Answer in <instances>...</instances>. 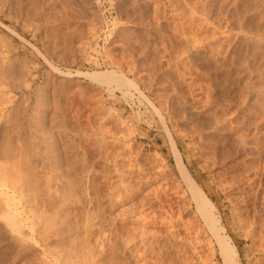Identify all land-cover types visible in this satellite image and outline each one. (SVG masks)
Returning <instances> with one entry per match:
<instances>
[{
  "label": "rangeland",
  "instance_id": "374dc122",
  "mask_svg": "<svg viewBox=\"0 0 264 264\" xmlns=\"http://www.w3.org/2000/svg\"><path fill=\"white\" fill-rule=\"evenodd\" d=\"M262 26L264 0H0V164L3 161L4 169L7 166L9 174L13 173L10 177L18 173L19 177H14L20 180L15 185H21V181L26 185H21V196L11 192L13 177L4 181L6 186L0 184V199L4 202V192L9 193L11 209L20 221L19 227L12 229L0 214V264H71L78 259L75 255L67 259L73 249H78L83 264H106L103 257L107 253H100L97 244L101 217L107 236L105 248L113 242L111 230L117 232V243L124 246L127 229L136 233L135 227L159 228L151 224L143 227L140 212L145 210L150 220L157 214L153 216L156 221H166V212L157 206L140 211V197L126 194L120 185V173L127 190L130 184L146 179L151 186L164 185L165 192L160 193L163 206L180 221L176 226L180 254L187 251L188 256H184H190L193 264H223L217 246L211 248L213 237L202 226L194 203L191 205L185 186H181L170 136L198 182L209 191L247 264L245 253L251 240L233 221L241 207L245 211L247 197L241 191L242 183L230 180L234 171L228 161L217 159L223 149L221 133L233 134V138L247 131L251 141L256 138L258 142L251 143L256 150L248 156L258 167L264 165ZM234 61L240 65L235 67ZM229 68L233 70L225 73ZM105 69L122 73L139 90L129 85L130 91L125 94L126 86L120 88L115 82L107 85L86 74ZM245 95L247 99L243 100ZM251 106L258 112L253 113ZM222 111L221 125L217 115ZM236 114L240 115L234 119ZM218 125L223 126L221 130ZM56 147L61 153L54 151ZM4 149L12 157L1 155ZM56 152L65 161L63 168L52 165L60 159ZM82 172L93 175L96 186L95 192L86 184L88 189L84 191L91 199L88 207L82 203V190L77 185ZM260 194L259 207L264 206V189ZM149 199L154 200L152 195ZM262 206L259 209L264 213ZM120 211H124L123 216H118ZM116 223L120 225L115 228ZM160 230L162 242L167 224ZM140 239L136 234L127 246L135 243L143 249ZM195 244L196 252L192 250ZM89 251L95 252L92 262L83 258ZM124 251L127 255L128 250ZM179 252L176 248L172 255L178 258Z\"/></svg>",
  "mask_w": 264,
  "mask_h": 264
},
{
  "label": "bare ground",
  "instance_id": "6f19581e",
  "mask_svg": "<svg viewBox=\"0 0 264 264\" xmlns=\"http://www.w3.org/2000/svg\"><path fill=\"white\" fill-rule=\"evenodd\" d=\"M172 1V0H170ZM229 3V2H228ZM253 4V3H252ZM226 5V4H225ZM256 5V4H255ZM221 7V6H219ZM256 7V6H255ZM244 8V7H243ZM262 12V11H261ZM225 13V12H224ZM199 14V13H198ZM262 15V14H261ZM248 16V15H247ZM262 19V18H261ZM198 20V19H197ZM196 20V21H197ZM259 20V19H258ZM236 21V20H235ZM198 23V22H197ZM245 24V23H244ZM252 25V24H251ZM258 25V24H257ZM261 25V24H260ZM225 26V25H224ZM249 26V25H248ZM229 27V26H228ZM264 27V26H262ZM238 29V28H237ZM227 30V29H226ZM241 30V29H240ZM253 30V28H252ZM236 32V30H235ZM229 33V32H228ZM227 33V34H228ZM238 33V32H236ZM249 33V32H248ZM225 34V33H224ZM235 35V34H234ZM248 36V35H247ZM228 38V37H227ZM243 40V39H242ZM254 40V39H253ZM218 41V40H217ZM221 43V42H220ZM230 44V43H229ZM251 46V45H250ZM218 50V49H217ZM236 50V49H235ZM246 50V49H244ZM219 52V51H217ZM244 52V51H243ZM242 52V54H243ZM250 52V51H249ZM221 53V52H220ZM233 54V53H232ZM241 54V55H242ZM218 55V54H217ZM234 55V54H233ZM220 56V55H219ZM235 56V55H234ZM242 57V56H241ZM240 57V58H241ZM234 58V57H233ZM245 58V56H244ZM237 59V58H236ZM239 59V58H238ZM235 60V59H234ZM218 61V60H217ZM225 61V60H224ZM227 61H228V58H227ZM221 64L223 62L219 61ZM241 62V61H240ZM218 63V62H217ZM219 63V64H220ZM224 63H227L226 61ZM233 63V62H232ZM231 63V64H232ZM235 63V61H234ZM237 63V61H236ZM233 64L235 65H240V64ZM264 63V62H262ZM220 64V65H221ZM228 64V63H227ZM249 64V63H248ZM247 64V65H248ZM246 65V66H247ZM254 65V64H252ZM218 66V64H217ZM224 65H221V67H223ZM230 66V64H229ZM251 66V65H250ZM257 66V65H256ZM254 66V67H256ZM226 67V66H225ZM238 67V66H237ZM245 67V66H244ZM243 67V68H244ZM249 67V66H248ZM252 67V66H251ZM253 67V68H254ZM189 68V67H188ZM227 68V67H226ZM250 68V67H249ZM249 68H246V69H249ZM257 68V67H256ZM259 68V67H258ZM2 70V68H0ZM57 69V68H56ZM218 69V67H217ZM224 69V68H223ZM227 70V69H225ZM233 69L229 68V71H225L226 72H230L232 71ZM245 70V69H244ZM251 73H252V70H250ZM58 72V71H57ZM220 72V71H219ZM247 72V70H246ZM245 71L242 73H246ZM264 72V71H262ZM60 73V72H59ZM86 73V72H84ZM249 72H247L248 74ZM250 73V74H251ZM65 74V73H64ZM90 78L94 79V80H97L99 82H104V83H107V85H109L110 83L112 82H115L117 86H126V91H125V94L129 93L130 91V87L134 86V88L136 90H139L138 87L134 84L133 81L129 80V78L125 77L122 73L119 74L117 73L115 70H110V69H105V70H100V71H93V72H87L86 73ZM230 74V73H229ZM228 74V75H229ZM232 74V73H231ZM75 75V74H74ZM241 75V74H240ZM232 76V75H231ZM234 76H237V75H234ZM249 76V74H248ZM230 77V76H229ZM241 77V76H239ZM238 77V80H240L241 78ZM223 78V77H222ZM235 78V77H234ZM232 78V79H234ZM246 78H249L246 76ZM250 79V78H249ZM221 80V79H220ZM236 81H238L237 79H234ZM246 80V79H245ZM235 81V82H236ZM234 82V83H235ZM240 82V81H238ZM114 83V84H115ZM239 84V83H238ZM115 85V86H116ZM130 85V87H129ZM227 85V84H226ZM234 85V84H232ZM237 83H235L234 86H236ZM264 85V84H262ZM234 86H230L234 88ZM223 87V85L221 86ZM219 87L221 90L222 88ZM225 87V86H224ZM226 88H229V87H226ZM225 88V89H226ZM232 88V89H233ZM224 89V90H225ZM231 89V90H232ZM111 90V89H110ZM220 90V91H221ZM227 90H230V89H227ZM226 90V91H227ZM248 90H251L248 88ZM254 90V89H253ZM262 90V88H261ZM225 91V92H226ZM233 91V90H232ZM256 91V90H255ZM222 92V91H221ZM224 92V91H223ZM225 92L223 93L225 95ZM249 92V91H248ZM262 93V91H260ZM230 93V91L228 92ZM244 93V92H243ZM250 93H253L250 91ZM257 93V92H256ZM242 94V93H241ZM264 94V93H262ZM227 96V95H226ZM229 96V95H228ZM232 96V95H231ZM244 96V95H243ZM242 96V99L244 100V98L247 99L246 96L248 95H245V97ZM235 98V97H234ZM255 98V97H254ZM228 99V98H227ZM230 99V98H229ZM233 100V97L231 98ZM241 99V100H242ZM257 99V98H256ZM259 99V98H258ZM239 100V99H238ZM224 101V100H223ZM227 102H230L227 101ZM260 102V100H259ZM242 103V101H241ZM2 104V103H1ZM222 105L224 103H221ZM231 104V103H230ZM232 104H234L232 102ZM244 104V102H243ZM3 105V104H2ZM236 105V104H235ZM247 105V104H246ZM226 107V106H225ZM230 107V106H229ZM233 107V105H232ZM252 109V112L255 113V112H258L256 111L255 107L253 108V106H251ZM259 108V107H258ZM257 108V109H258ZM224 109V108H223ZM231 109V108H230ZM234 110V109H233ZM243 110V109H241ZM260 110H261V107H260ZM1 111V110H0ZM262 111V110H261ZM259 111L261 114L262 112ZM225 111H222L220 112L218 115H217V123L218 124H221V123H224V122H221L222 121V117L223 115L225 114L224 113ZM228 112V111H226ZM233 112V111H232ZM239 112V111H238ZM237 112V113H238ZM251 112V111H250ZM244 113V112H243ZM259 113V114H260ZM246 114V113H245ZM244 114V116H245ZM249 114H252V113H249ZM248 114V115H249ZM228 115V114H227ZM230 115V114H229ZM240 114H236L234 119H236L237 117H239ZM242 115V114H241ZM253 115V114H252ZM234 116V115H233ZM255 116V114H254ZM24 117V116H23ZM225 118V116H224ZM251 118V117H250ZM261 118H264V115H262ZM17 119V118H16ZM15 119V120H16ZM19 119V118H18ZM230 119H233V117ZM229 119V122H232V120L230 121ZM246 119V118H245ZM256 119V118H255ZM22 120V119H21ZM20 120V121H21ZM240 120V119H238ZM244 120V119H243ZM262 120V119H261ZM224 121V120H223ZM228 121V120H226ZM234 121V120H233ZM236 121V120H235ZM8 122V121H7ZM6 123V122H5ZM9 123V122H8ZM240 123V122H239ZM243 123V122H242ZM247 123V122H246ZM10 124V123H9ZM19 124V123H18ZM241 124V123H240ZM248 124V123H247ZM250 124V123H249ZM16 125V123H15ZM222 125V124H221ZM221 125H218V130H221L223 126ZM236 126L239 125V124H235ZM242 125V124H241ZM14 126V125H13ZM23 126H24V123H23ZM235 126V127H236ZM256 126V125H255ZM258 126V125H257ZM6 127V126H5ZM22 127V126H20ZM237 127H242V126H237ZM236 127V128H237ZM247 127V126H246ZM254 127V125H253ZM216 128V127H215ZM19 129V128H18ZM233 131L236 130L235 128H231ZM240 129V128H239ZM239 129H237L239 131ZM6 130V129H5ZM4 130V131H5ZM17 130V129H16ZM41 130V129H40ZM47 130V129H46ZM241 130V129H240ZM242 131V130H241ZM239 131V132H241ZM257 131V130H256ZM259 131V129H258ZM13 132V131H12ZM11 132V133H12ZM16 132H19V131H16ZM42 133V131H40ZM50 132V130H49ZM168 132V131H167ZM170 132V131H169ZM169 132H168V135H169ZM230 132V131H228ZM237 132V131H236ZM243 133L237 134L236 137L233 136V138L229 135V134H224V133H221L222 136L224 137L223 139V144H222V147L223 149H220L222 151H220L219 153V156L218 157L219 159H217V161L219 162H225L226 160V163L228 161V163L230 164L229 166H231L232 170L234 171L232 175V178L230 177V180L232 179L234 181H236L235 183H242L240 186H241V191L243 190L244 191V194L245 196L244 197H247V199L243 202L244 206L245 207V211L243 210V208L241 207L240 210L236 213L233 221L235 223V225H237L241 230L244 231L245 233V237H247L249 240H251V243L248 247V250L246 251L245 253V256L247 258V264H264V217H262V220L259 219V217L261 215H264V213H261L260 212V206L257 205V202H258V199H260V193L262 191V189H264V187H262V184H264V182H262V180H264V165H261L260 167H258V163L256 164L254 161L255 159H251L250 156H248V154L250 155L251 152H253V147L252 145H257V141H256V138H254V141L252 140L251 141V138L248 137V133L247 131H245V134L244 131H242ZM10 133V132H9ZM14 133V132H13ZM46 133V132H45ZM216 133V132H215ZM256 133V132H255ZM260 133V132H259ZM18 134V133H16ZM23 134V132H22ZM253 134V133H252ZM257 134V133H256ZM10 136V134H9ZM8 136V137H9ZM19 136V135H18ZM24 136V135H23ZM214 136V135H213ZM252 137V135H251ZM255 137V136H254ZM258 138V137H257ZM11 139V138H10ZM9 139V140H10ZM19 139H21L19 137ZM170 139H171V147H172V152H173V155H174V160H175V167H176V170H177V173L179 174V180L181 182V186H185L183 189H184V192H187V195H189V200H190V203L192 205V203H194L195 205V211H197V213L199 214V217L201 218V221H202V226L205 225V227L207 228V231L210 232V235L213 237L214 239V247L211 246L212 249L215 248V245L217 246L216 249L217 252H219V255L221 256L222 258V263L223 264H244L243 263V258L241 257V254H240V251H239V248L237 247L234 239L231 237V235L228 233V230L223 222V217L222 215L219 213L215 203L213 202L211 196H210V193L209 191H207L197 180V178L194 176L192 170L190 169V164L189 162H187L185 159H183L182 157V154H181V151L180 149L178 148V146L176 145L174 139L170 136ZM3 140V139H2ZM8 140V138H7ZM17 140V138H16ZM259 140V138L257 139ZM4 141V140H3ZM13 141V140H12ZM31 141V140H30ZM53 140H51L52 142ZM261 141V140H260ZM1 142V141H0ZM11 142V141H10ZM15 142V141H14ZM23 142V141H22ZM5 143V142H4ZM9 143V142H8ZM31 143V142H30ZM53 143V142H52ZM252 143V145H251ZM254 143V144H253ZM11 144V143H10ZM17 144V143H16ZM56 144V143H55ZM216 144V143H215ZM9 145V144H8ZM20 145V144H19ZM51 145V144H49ZM251 145V146H250ZM260 145V144H258ZM34 146V145H33ZM53 146V145H52ZM51 146V147H52ZM218 146V145H217ZM221 146V145H220ZM261 146V145H260ZM260 146H256V147H260ZM7 147V146H6ZM17 147V145H16ZM219 147V146H218ZM222 147H219V148H222ZM5 148V147H4ZM19 148V147H18ZM49 148V147H48ZM3 149V148H2ZM52 149V148H51ZM55 150L54 151H58L57 147L54 148ZM63 150V149H62ZM256 150V149H255ZM5 151V149H4ZM9 151V150H8ZM16 151V150H15ZM14 151V152H15ZM21 151V150H19ZM60 151V150H59ZM58 151V152H59ZM65 152V150H63ZM1 152V151H0ZM3 152V151H2ZM12 152H13V149H12ZM18 152V151H17ZM16 153V152H15ZM54 152H52L53 154ZM61 153V152H59ZM255 153V152H254ZM11 154V152H10ZM6 151L4 152V154H1L7 158H9V155ZM18 154V153H16ZM51 154V155H52ZM57 156L59 155L57 152H56ZM212 154V153H210ZM14 155V154H13ZM20 155V154H19ZM61 155V154H60ZM64 155V154H63ZM215 155V154H214ZM254 155V154H253ZM11 156V155H10ZM56 156V157H57ZM239 156H241V158L239 159ZM259 156V155H258ZM12 157V156H11ZM17 157V156H16ZM19 157V156H18ZM17 157V159H18ZM55 157V155H54ZM59 157V156H58ZM216 157V155H215ZM4 158V157H3ZM13 158H15V155L13 156ZM22 158V157H21ZM20 158V159H21ZM24 158V157H23ZM60 158V157H59ZM256 158V157H255ZM25 159V158H24ZM5 160V158L3 159ZM10 160V159H9ZM58 160V162H54V163H57V165L55 166L54 164H52L54 167H57L58 165H62V168L64 167L65 165V161L63 162V158H60V159H56V161ZM257 160V158H256ZM259 160V159H258ZM257 160V161H258ZM31 162V160H28ZM48 161V160H47ZM50 161V160H49ZM71 161V159H70ZM260 161V160H259ZM3 162V161H2ZM2 162L0 164V184L2 186H6L4 184H6V182L8 181H11V180H6V179H12L14 180L16 177L15 174H17L16 176H18V173L14 171V176H11L10 175H13V173L9 174V172L7 171V166L3 163L4 166H6V170L4 169V167L2 166ZM10 162V161H9ZM21 162V161H20ZM53 162V161H52ZM83 162V161H82ZM80 162V163H82ZM13 163V162H11ZM15 163V162H14ZM17 163V162H16ZM24 163V162H23ZM29 163V162H27ZM25 164V165H29V164ZM67 163V162H66ZM78 163V162H77ZM200 163V162H199ZM227 163V164H228ZM232 163V164H231ZM262 163V162H261ZM18 164V163H17ZM15 164V167L16 165ZM48 164V163H47ZM50 164V163H49ZM64 164V165H63ZM70 164V163H68ZM75 164V163H74ZM73 164V165H74ZM85 164V163H84ZM256 164V165H255ZM51 165V166H52ZM200 165V164H199ZM8 166H11L13 167V165L9 164ZM23 166V165H21ZM32 166V164H31ZM44 166V165H43ZM50 166V165H49ZM52 166V167H53ZM70 167V165H68ZM68 166H66V169L69 168ZM10 167V168H11ZM19 167V165H18ZM18 167H16L17 169H19ZM27 167V166H26ZM30 167V166H29ZM33 167V166H32ZM59 167V166H58ZM9 168V167H8ZM9 168V169H10ZM15 168V169H16ZM22 168V167H21ZM37 168V167H36ZM8 169V170H9ZM12 169V168H11ZM28 169V167H27ZM65 169V168H64ZM65 169V170H66ZM75 169V168H74ZM81 169V168H80ZM90 169V168H89ZM23 170V169H22ZM20 170V171H22ZM51 170V168H50ZM70 170H73L72 168H70ZM68 170V172L70 171ZM18 171V170H17ZM82 171V170H81ZM86 171H89L90 170H86ZM92 171V170H91ZM19 172V171H18ZM26 172V171H25ZM31 172V171H30ZM55 172V171H54ZM71 172V171H70ZM77 171H75L76 173ZM95 172V171H94ZM21 174H24L23 172H20ZM31 173H34L35 172H31ZM51 173V172H50ZM53 173V172H52ZM62 173V172H61ZM232 173V172H231ZM67 174V173H66ZM78 174V173H77ZM81 174V173H80ZM121 174V177H120V185L124 186L125 188V191H126V194L129 195V196H138L140 198H138V202H139V207H140V211H143L144 209H150V208H153L155 206L157 207H160V211H165L166 212V216H165V219L166 221H164V219L161 218L162 215H158L160 219V221H156L154 219H156V215L157 214H153V216L155 217H151L152 219L150 220L146 215H144L145 213V210H144V213L140 212L141 216H142V221H143V227L144 226H147V224H151L153 225V227H156L158 226L159 228H156V229H149V230H146L142 227H135L134 230L136 231L133 232L132 230L130 229H127V234L126 236L123 238L124 242H125V245L122 246L119 245L117 243V232L114 230V233L112 232L113 230H111L110 232V238L113 239V242H111L107 248H105V238L107 237L106 234H105V227H104V218L101 217V222H100V225H101V233H100V240H99V243L97 242V244H99V252L100 253H103V252H106L107 254L104 255V259H105V263L106 264H121V260H124V264H131V261H134V264H193V262H191V260L189 259V257H185V256H188L186 255L187 251L186 252H182V254H180L179 252V249H178V244H177V241H178V238L179 236L177 235V232H176V226L178 225V219L176 217H174V214L172 215V212H170L169 208H166L165 210V207L163 206V200L161 198V195L160 193L162 194V191L165 192V187L164 185H158L157 186H151V181L146 179V180H141V181H138V182H134L133 184H130V189L127 190L126 186L124 185V180H125V177L123 176V173H120ZM118 174V175H120ZM171 174V173H170ZM20 175V174H19ZM25 175L27 176V178L29 179V176L27 175V172L25 173ZM33 175V174H32ZM56 175V174H55ZM58 175V174H57ZM79 175V174H78ZM23 177V175H20ZM19 177V176H18ZM33 177V176H32ZM36 177V176H35ZM53 177V176H51ZM50 177V178H51ZM49 178V177H48ZM19 179V178H18ZM18 179H15V181H12L9 183L10 185V189H11V192L12 194L15 195V192H18L19 195H23L22 194V191H23V188L22 186L24 185L21 181V185L17 186L15 185L16 182L18 181ZM24 179V178H23ZM55 179V178H54ZM76 179V178H75ZM6 180V182H4ZM20 180V179H19ZM50 180V179H49ZM60 180V179H59ZM229 180V181H230ZM241 180L243 182H241ZM35 181V180H34ZM76 181V180H75ZM227 181V182H229ZM15 182V184H14ZM27 181H25V184H28V182L26 183ZM58 182V181H57ZM96 182V181H95ZM13 183V185H12ZM62 183V182H61ZM231 183V182H230ZM79 184V185H78ZM84 185V187H81V185ZM86 184H89L88 186H92V188H94L95 192H96V186L94 184V176L91 175V174H82L78 177L77 179V185L80 186L79 188H81L82 190V193H80V199L82 200V203H84V206L88 207L89 206V200L91 199H88L87 195H86V191H84L85 189H88L87 188V185ZM233 184V183H231ZM239 185V184H238ZM26 186V185H24ZM28 186V185H27ZM121 186V187H122ZM239 186V187H240ZM9 188V187H8ZM28 188V187H26ZM25 188V190H26ZM30 188V187H29ZM7 189V188H6ZM31 189V188H30ZM57 189V188H56ZM120 189V188H119ZM175 189V187H174ZM24 190V191H25ZM34 190V189H33ZM79 190V189H78ZM80 190V191H81ZM4 191V189L2 190ZM178 191V190H177ZM180 191V190H179ZM242 191V192H243ZM10 192V191H9ZM10 192V193H11ZM27 192V191H26ZM77 192V191H76ZM1 193V192H0ZM25 193V192H24ZM3 194V193H2ZM118 194V193H117ZM4 195L5 197H7V199H5V201L3 202L1 199H0V214H1V217L3 216V219H5L7 222L6 224L8 223L9 225L8 226H11L12 229H15L16 227H19L18 224H20L19 220L17 217H15V214H14V211L13 209H11V203L10 201L11 200V197L9 195V193L7 191L4 192ZM141 195V196H139ZM153 196L154 200H151L149 199V196ZM177 195V194H176ZM236 195V194H235ZM238 195V194H237ZM250 195H253L251 197H253V201L251 202L249 199L251 198ZM13 196V195H12ZM24 196V195H23ZM15 196H13L14 198ZM19 197V196H17ZM116 197H119V195H117ZM22 198V197H21ZM79 198V197H78ZM177 198V197H176ZM180 198V197H179ZM233 198V197H232ZM231 198V199H232ZM19 199V198H18ZM230 199V200H231ZM13 200L16 201V198H14ZM25 200V199H24ZM30 200V199H29ZM183 200V199H182ZM262 200V199H261ZM118 201L121 203L123 201V198H118ZM117 201V202H118ZM18 202V200H17ZM20 202V200H19ZM188 202V201H187ZM15 203V202H14ZM189 203V204H190ZM19 203H17L18 205ZM13 207H14V204H12ZM16 205V204H15ZM234 205V204H233ZM169 206V205H168ZM170 207V206H169ZM264 207V206H262ZM16 208V207H15ZM239 208V207H238ZM155 209V208H153ZM168 209V210H167ZM171 209V207H170ZM16 210H19V209H16ZM152 210V209H150ZM233 210V209H232ZM264 210V209H262ZM149 211V210H148ZM155 211V210H153ZM172 211V210H171ZM157 212V211H156ZM155 213V212H154ZM174 213V212H173ZM194 213V212H193ZM235 213V211H234ZM17 214H18V211H17ZM120 214L121 215H118V216H123L124 214V211L121 212L120 211ZM195 214V213H194ZM252 214V215H251ZM148 215V214H147ZM251 216V217H248V216ZM157 216V218H158ZM178 217V216H177ZM195 217V216H194ZM193 217V218H194ZM56 218V217H55ZM123 217H121L122 219ZM164 218V217H163ZM168 219V220H167ZM198 219V218H197ZM48 220L47 219V224H48ZM55 221V220H54ZM157 222H160L158 223L159 225H157ZM180 222V221H179ZM50 223V222H49ZM56 223V222H55ZM54 223V224H55ZM198 223V222H197ZM196 223V224H197ZM200 223V222H199ZM166 225L167 224V232L165 234V238L163 239L162 242H160V237L163 236V233L161 232L160 230V227L162 225ZM116 225L117 223L114 225V227L116 228ZM120 225V224H118ZM117 225V227H119ZM46 226V225H45ZM188 226V225H187ZM200 226V227H202ZM47 227H49L47 225ZM89 227V226H88ZM258 228V229H257ZM17 229V228H16ZM192 229V228H191ZM238 230V229H237ZM206 231V230H205ZM258 231V232H257ZM261 232V233H260ZM194 233V232H193ZM134 234V235H133ZM138 235L141 239H140V243L143 244V249L140 248L139 246L140 245H137V244H132L130 246H127V244L129 245V242L131 241V238H133L135 235ZM209 234V233H208ZM194 235V234H193ZM196 236V235H195ZM183 237V236H182ZM186 238V237H185ZM183 238V239H185ZM246 238V239H247ZM109 239V240H111ZM213 239L210 238V241H213ZM190 240V239H189ZM180 241V239H179ZM184 241V240H183ZM121 242V241H120ZM187 242V241H186ZM200 242V241H199ZM181 243V242H180ZM188 243V242H187ZM186 243V244H187ZM212 243V244H213ZM211 245V244H210ZM177 246V247H176ZM190 247V246H189ZM177 248V252H179V254H177L178 258L175 257V255H172V253L174 252V250ZM180 248V247H179ZM197 248L196 244L195 246L192 248V250L195 251V249ZM210 248V247H209ZM182 249V248H181ZM180 249V250H181ZM124 250H128V254L126 255V252ZM185 251V250H184ZM192 253H194L193 251H191ZM94 253L95 252H92V251H89V256L86 255V253L83 255V258L84 259H89V261L92 262V258L94 256ZM186 253V254H185ZM80 254V253H79ZM78 249H73V250H70L68 255L66 256L68 260H71L73 259L74 255L75 257H77L78 259H75L72 260L71 264H83V259H80L81 256H78ZM175 254V253H174ZM185 254V256H184ZM191 254V253H190ZM189 254V255H190ZM181 255H183L185 258L182 259ZM203 255V254H202ZM152 256H154L152 258ZM201 255H199L200 257ZM214 256V255H212ZM193 257V255H192ZM195 257V255H194ZM211 257V255H210ZM149 258V259H148ZM140 259H143V262L140 263ZM194 259V258H192ZM196 259V258H195ZM194 259V260H195ZM197 260V259H196ZM198 261V260H197ZM201 261V260H200ZM199 262V261H198ZM197 262V263H198ZM202 262V261H201ZM211 263L210 264H215V263H212V261H210ZM201 264V263H199Z\"/></svg>",
  "mask_w": 264,
  "mask_h": 264
}]
</instances>
